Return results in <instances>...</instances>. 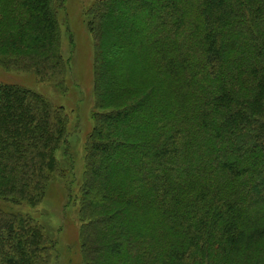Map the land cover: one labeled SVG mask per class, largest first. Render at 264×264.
<instances>
[{"label":"trees","instance_id":"obj_1","mask_svg":"<svg viewBox=\"0 0 264 264\" xmlns=\"http://www.w3.org/2000/svg\"><path fill=\"white\" fill-rule=\"evenodd\" d=\"M63 2L0 0L3 62L60 87ZM88 15L85 264H264V0H96ZM67 123L0 82L1 201L42 200ZM52 251L33 218L0 206V264H51Z\"/></svg>","mask_w":264,"mask_h":264},{"label":"rangeland","instance_id":"obj_2","mask_svg":"<svg viewBox=\"0 0 264 264\" xmlns=\"http://www.w3.org/2000/svg\"><path fill=\"white\" fill-rule=\"evenodd\" d=\"M63 1L58 10L61 52L68 63L63 86L42 81L32 72L6 64L0 55V82L30 89L66 113L67 143L55 154L62 175L52 178L37 205H13L0 200V206L5 211L29 216L41 226L54 242L51 264H85L79 209L86 142L95 124L93 115L99 111L94 92L95 48L88 31V11L96 0Z\"/></svg>","mask_w":264,"mask_h":264}]
</instances>
